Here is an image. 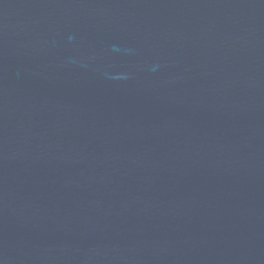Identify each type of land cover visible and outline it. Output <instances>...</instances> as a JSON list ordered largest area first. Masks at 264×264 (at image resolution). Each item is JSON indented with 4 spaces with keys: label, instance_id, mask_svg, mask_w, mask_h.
Wrapping results in <instances>:
<instances>
[{
    "label": "water",
    "instance_id": "95a60500",
    "mask_svg": "<svg viewBox=\"0 0 264 264\" xmlns=\"http://www.w3.org/2000/svg\"><path fill=\"white\" fill-rule=\"evenodd\" d=\"M0 264H264V0H0Z\"/></svg>",
    "mask_w": 264,
    "mask_h": 264
}]
</instances>
